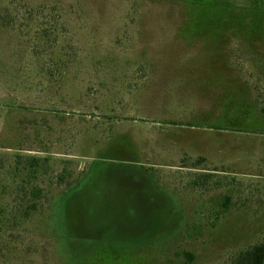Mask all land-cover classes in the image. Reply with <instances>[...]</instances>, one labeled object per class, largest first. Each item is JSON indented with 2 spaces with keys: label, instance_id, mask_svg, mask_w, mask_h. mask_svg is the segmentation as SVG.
Wrapping results in <instances>:
<instances>
[{
  "label": "rangeland",
  "instance_id": "1",
  "mask_svg": "<svg viewBox=\"0 0 264 264\" xmlns=\"http://www.w3.org/2000/svg\"><path fill=\"white\" fill-rule=\"evenodd\" d=\"M30 157L44 197L0 264L264 242V0H0V204Z\"/></svg>",
  "mask_w": 264,
  "mask_h": 264
},
{
  "label": "trees",
  "instance_id": "2",
  "mask_svg": "<svg viewBox=\"0 0 264 264\" xmlns=\"http://www.w3.org/2000/svg\"><path fill=\"white\" fill-rule=\"evenodd\" d=\"M28 167V182L25 186L16 189L15 194L18 196L16 204H0V242L5 245L8 242L10 233L18 229L23 223L37 210L39 201L44 197L42 189L32 184L30 179H36L40 159L30 157L24 160ZM202 158L196 162L199 163ZM18 171V170H17ZM19 172V171H18ZM229 197L224 196L223 207L226 208L229 203ZM187 261L192 260L189 253L183 254ZM229 264H264V242L253 245L252 247L240 250L230 261Z\"/></svg>",
  "mask_w": 264,
  "mask_h": 264
}]
</instances>
